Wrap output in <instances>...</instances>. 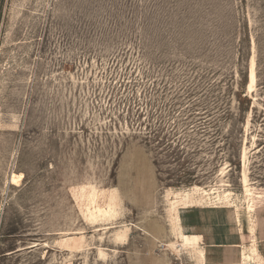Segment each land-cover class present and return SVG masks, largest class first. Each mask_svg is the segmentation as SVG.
<instances>
[{
	"label": "rangeland",
	"instance_id": "obj_1",
	"mask_svg": "<svg viewBox=\"0 0 264 264\" xmlns=\"http://www.w3.org/2000/svg\"><path fill=\"white\" fill-rule=\"evenodd\" d=\"M200 254L264 264V0H0V264Z\"/></svg>",
	"mask_w": 264,
	"mask_h": 264
},
{
	"label": "bare ground",
	"instance_id": "obj_2",
	"mask_svg": "<svg viewBox=\"0 0 264 264\" xmlns=\"http://www.w3.org/2000/svg\"><path fill=\"white\" fill-rule=\"evenodd\" d=\"M255 84H256V72H255V69H254V59H252V67H251V71H250V75H249V90H252L254 88ZM19 177L20 176H17V175L14 174L12 176V182H14V183L18 182L19 181ZM242 178H243L244 184L247 185L248 175H247L246 172H244ZM83 188H81V189H83ZM113 194L114 193H112L108 197H104V196H101L97 191L91 190L88 193L86 192L85 194L80 195V196L82 197V200L84 202L85 201L88 202L87 203V207H88V210H89V212L91 214L90 216H92V217L101 216L103 218V217H106V216H109V215L111 216L112 214L115 213L114 204H115L116 197H114ZM207 195H209V192L208 191H204L202 194H200V197L201 198H206ZM100 199H102L105 202V204H106L105 206L102 205L103 203L100 204ZM80 205H81V203H80ZM176 214L178 215V213H176ZM113 219H114V217H113ZM120 231L118 233V236L115 235L117 237L115 239H120V237H122L123 229H122V232H120ZM123 237H125V236H123ZM82 240H83V237H81L78 241H75L73 236L72 237H70V236L69 237H64V242H65L66 248L69 251H77L78 252L82 248ZM185 243L189 244L188 240L185 241ZM196 260H198L197 264H206V262H207L206 261L207 259L205 258V256L203 254L197 255V259Z\"/></svg>",
	"mask_w": 264,
	"mask_h": 264
}]
</instances>
